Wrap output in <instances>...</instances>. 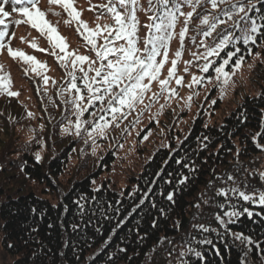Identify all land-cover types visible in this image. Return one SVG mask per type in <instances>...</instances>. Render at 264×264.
<instances>
[{
	"label": "trees",
	"instance_id": "obj_1",
	"mask_svg": "<svg viewBox=\"0 0 264 264\" xmlns=\"http://www.w3.org/2000/svg\"><path fill=\"white\" fill-rule=\"evenodd\" d=\"M91 1L97 6L108 2ZM236 2L229 0V3L220 4L216 11L206 3L197 9V14L202 12L226 19L222 16L223 11ZM140 5L144 10L137 11L138 34L143 48L144 38L148 35L145 26L152 23L149 16L158 13L147 10L148 0H140ZM260 7L257 4V8ZM183 10L190 9L184 5ZM92 11L111 18L99 7ZM249 15L258 25H264L261 19L264 13L253 11ZM183 19L180 18L176 30L179 26L184 27ZM235 19L239 20L238 17ZM233 25L234 21L218 24L216 32L205 37L202 33L207 26L201 25L194 16L188 26L185 47L188 43V49L204 50L200 41L211 45L225 30L239 36L240 32L235 31ZM77 34L83 38L79 32ZM260 39L257 34L256 44L247 46L251 55L244 51L242 42L236 44L242 49L237 55H244L243 64L257 56L249 72L250 93L243 94L240 102L213 125H205V109L198 112L178 142L170 139V131L168 147L155 149L139 169L128 170L124 186L108 175L118 163L122 141L138 124L133 122L138 115L139 121L143 119L140 109L130 119L118 118L116 123L120 126L117 128L112 123L107 99L103 111L96 101L81 118L87 123L82 125L81 134L77 136L76 111L71 103L75 93L66 91L71 79L67 71H71V65L66 71L55 58L60 75L58 78L51 76L47 65L44 74L50 79L44 85L41 76L31 71L25 74L28 66L10 58L18 65L16 69H21L19 75L30 91L25 101L16 89L15 72L12 75L2 65L3 72L11 77L12 91L20 93L18 97L0 95V245L12 257V264H176L172 261L175 251L182 254L179 264H264V206L257 200L246 202L238 192L235 195L230 191L235 184L239 190L257 196L264 191V180L254 169L264 153L256 147L257 143H264V44ZM97 43H104L103 36L97 38ZM86 45L89 48L86 52L95 59V52L87 42ZM229 50H234L232 45L219 57H214L209 73H201L205 78L202 86L214 79L215 67L222 63ZM202 62L196 61V64ZM98 66L99 61L94 67ZM231 66L232 62L225 70H230ZM87 67L86 64L85 71ZM94 75V72L89 73L90 77ZM76 76L81 94L85 96L83 105H87V90L80 79L83 73L77 70ZM186 88L189 92L190 88ZM114 92H119V88ZM152 94L147 93L149 96L139 105L157 103L158 100L150 103ZM209 94L200 99L201 103L194 100V104L204 105ZM29 112L32 117L28 116ZM93 112L95 116L91 115ZM100 117L108 120L111 126L104 137L94 133L93 144L87 132L91 131L93 123L104 122ZM178 117L166 118L163 127L167 129ZM153 126L150 123L148 127ZM64 128L69 132L65 133ZM140 129L145 130L142 126ZM257 132L260 136L254 140ZM37 155L41 157L39 161ZM177 160L181 163L177 164ZM229 174H233L235 183L233 180L226 182ZM103 175L106 176L103 178ZM181 180L185 183L181 184ZM245 180L250 187H244ZM217 188L228 191V196L216 195ZM169 193L173 194V201L167 200ZM197 204L198 208L194 206ZM99 206L107 211L103 214L97 211ZM232 211L240 215L229 218L225 214ZM200 225L211 230L205 232ZM235 233L249 238L252 243H241L235 239ZM205 238L213 244L202 243ZM190 248L193 251H189ZM195 251L201 252L202 258H197Z\"/></svg>",
	"mask_w": 264,
	"mask_h": 264
},
{
	"label": "snow or ice",
	"instance_id": "obj_2",
	"mask_svg": "<svg viewBox=\"0 0 264 264\" xmlns=\"http://www.w3.org/2000/svg\"><path fill=\"white\" fill-rule=\"evenodd\" d=\"M39 2L40 0H0V26H2L0 27V52L6 50L13 60H19L28 66L24 70L25 74L31 71L41 76L44 85H47L50 79L44 74L47 71V65L37 60L35 56L28 55L21 49L11 47L9 25L6 23V20L13 17V14H16L19 18L12 19L11 23L17 26L21 24L29 25L32 29L39 32L41 36L47 38L51 46L50 54L56 58L59 65L66 71L69 65H71V71H67V75L71 79L66 91L75 93L71 103L74 105L76 111L74 126L75 135L77 136L81 134L82 125L87 123V121L81 118L88 111L89 107L94 106L96 101H99L101 105L100 110L103 111V105L107 99L108 111L112 113V123L118 128L120 125L116 123L117 119L121 117L127 119L128 115L135 110L137 104L144 103L146 94L151 92V85L154 81L159 84L160 92L152 94L150 103L157 101L159 96L165 93H167V99L179 94L176 88H171L169 85L173 80H175L177 86L184 85V77L177 75V69L185 51V37L189 32L188 26L193 22L194 16L200 20L201 25L207 26V30L202 33L205 37H211L216 32L218 24H224L227 21H234V30L240 32L239 36H235L233 33L225 30L218 34V39L211 45H208L205 41H200V45L204 47V51L192 52V60L184 61L183 70L185 73H188L191 67H198L201 73H209V69L213 67V61L209 58L219 57L224 49L232 45L234 50H229L226 58L214 69V79L220 84L222 93L224 87L232 82L233 76L242 68L244 63V55H237L238 53H242V49L236 46V44L242 42L245 46L244 51L249 55L252 53L251 49L247 46L249 44H256L257 34L260 35V42L264 44V32H261V28L264 25H258L256 19L249 15L253 11L264 13V0H237L236 3L230 4V7L223 11L222 16L226 19H221L220 16L210 17L209 15H204L202 12L197 14V9L206 3H210L212 11H216L220 4L229 3V0H148L147 10L150 12L155 11L158 14L149 16V20L152 23L145 26L148 29V35L144 38L143 48L139 46L140 37L138 34L140 22L137 17V11L138 9L144 10L140 5V0H108L106 4L91 5V8L99 7L105 10L114 21V25L107 23L103 25L97 24L94 28L89 27L88 22L81 18L82 11L77 10L76 7L77 0H48L49 11H52V6L59 7L69 18L65 20V24L75 23L77 25L76 31L91 46V51L95 52V59H92L87 55H79L74 51L68 50L66 38L61 36L57 26L46 18L48 13L40 9ZM89 4H91V0H89ZM257 4L261 7L257 8ZM6 5L8 6L7 8ZM184 5H187L190 10L185 12L183 10ZM119 9H124V11H120ZM103 14L102 12L101 15ZM52 15L59 16L60 12L52 11ZM181 17L184 18V27L178 33L179 48L175 51L173 58L169 60L170 42L177 35L176 25ZM237 17L239 20L235 19ZM98 19L99 16L97 17ZM261 19L264 20V15H261ZM241 22H243V25ZM105 33L106 35H104ZM14 35L12 33V36ZM101 36H103L104 43L98 45L97 38ZM24 39V37H21V40ZM120 41H123V43H120ZM193 43H195V38H193ZM29 46L40 52L48 51L47 49L40 48L35 39L29 42ZM110 57H113V59H110ZM234 57L235 60L233 61ZM200 60H203L204 63L196 64V61ZM97 61H99V66L94 67ZM105 61H107L106 64L104 63ZM230 62H232V66L230 70L226 71L225 69L229 66ZM86 64L88 66L87 71L84 68ZM168 64H170V67L167 69V75L161 79L162 70ZM77 70L83 73L80 79L83 80L84 89L87 90V105H83L85 96L81 94V88L77 84ZM90 72H94L95 75L90 77ZM204 79L203 76L193 73L187 87L192 88L194 85H201ZM208 82L211 83V80ZM116 88H119V92H114ZM0 95L8 97H18L20 95L19 92L12 91L11 77L9 74L3 72L2 65H0ZM196 95H199V93H196ZM191 100L192 96L190 95L187 98L189 107L191 106ZM144 107L147 109L150 107V104L144 105ZM161 108H163V105ZM124 109L128 111H123ZM91 115L95 116L96 113L93 112ZM28 116L32 117L33 114L29 112ZM100 119L104 122L93 123L91 131L87 132L88 137L93 139V144H95L93 134L96 133L104 137L106 130L111 126L109 121L105 120L104 117H100ZM133 123H139V115ZM63 131L68 133L69 129L64 128ZM258 136H260L259 132L253 136V139L255 140ZM144 138L147 139V136ZM256 147L264 150V143H257ZM36 159L39 161L41 157L37 155ZM176 163L179 164L181 161L177 160ZM185 167H187V164H185ZM237 170L239 171V169ZM227 178L233 180L235 183V177L231 174ZM260 179L264 180V172L260 173ZM180 183L184 184L185 180H181ZM243 183L244 187H250L246 180ZM208 187H212L211 182H209ZM230 191L233 193L238 192L239 197L246 202L257 200L261 206H264V191H260L258 197L239 190L236 187L231 188ZM255 191L253 189V193ZM216 195L227 197L228 191L217 188ZM166 198L168 201H173V194L169 193ZM141 203H143V200H141ZM194 206L199 207L198 204ZM83 207L81 205V208ZM96 210L102 214L107 211L102 206H99ZM160 211H163V209ZM225 214L229 218L240 215L236 211ZM248 215L251 216L252 213L248 212ZM216 219L221 224L224 223L219 216ZM75 227L73 225V228ZM199 227L205 232L211 230L204 225H200ZM234 236L241 243L245 241L249 244L252 243L249 238L239 233H235ZM202 243L213 244V241L205 238ZM105 244H107V241H105ZM189 251H193V249L190 248ZM195 256L202 258V254L199 251H195Z\"/></svg>",
	"mask_w": 264,
	"mask_h": 264
},
{
	"label": "rangeland",
	"instance_id": "obj_3",
	"mask_svg": "<svg viewBox=\"0 0 264 264\" xmlns=\"http://www.w3.org/2000/svg\"><path fill=\"white\" fill-rule=\"evenodd\" d=\"M91 5H96V3L89 4V0H77L76 3L77 10L82 11L81 18L88 22L89 27L94 28L97 24L103 25L106 23L113 25V20L110 17L100 16L98 12L92 11L94 8H91ZM39 7L42 11L48 13L46 18L56 25L59 34L66 38L69 51H74L79 55H87L92 58L90 53L86 52V50H89L86 42L77 34V25L75 23L65 24V20L69 18L62 9L52 6V11L60 12L59 16L52 15V11H49L50 6L48 4V0H40ZM90 8L91 10H89ZM94 12H96V14ZM97 14L99 16L98 20V16H96ZM14 18L19 17L16 16V14H13V17H10L8 20H6V23L9 25V39H11V47L21 49L26 54L32 53L40 61H42V63H45L49 66V73L51 76L58 78L60 75V70L58 69V65L54 62L55 57L50 54L51 46L49 45L47 38L45 36H41L39 32H37L35 29H32L29 25L21 24L17 26L11 23V20ZM179 28L181 27L179 26L177 28V35L170 42L169 60L173 58L175 51L179 48ZM12 33L15 35L12 36ZM143 33L144 32H142L141 35H144ZM21 37H24L25 39L21 40ZM33 39L36 40L40 48L47 49L48 51L40 52L32 49L29 46V42ZM121 43H123V41ZM139 46L141 47L140 44ZM187 47H189L188 43H186L184 54L177 69V75L184 77V85L176 86L175 80H173L169 85L171 88H176L179 94L170 99L166 98L167 93L160 95L158 102L151 104L147 109H145L144 105L137 104L135 110L132 111L127 117V119L132 118L131 115L134 116V113L137 109L142 111L141 117L143 119L139 121L137 126L130 129L132 131L130 132L129 136L124 142L122 141V144L119 147L120 156H118V163L116 164V167L112 169L110 175H108L112 180L118 182L121 186H124V178L126 177V174H128V170L135 171L139 169L141 163L144 162V160L148 158L155 149L159 147H168L170 139L174 142H178L179 139L185 135L189 126L195 120L196 114H198V112L205 109V125H213L214 123L220 121L221 118H223L226 114H228L235 107V103L240 102V98L243 96V94L250 93L251 91L252 87L249 84V72L251 70L252 64H254V61L257 60V56H255L254 59L252 58L250 63H245L242 65V68L235 74V76H233L232 82L228 86L224 87L223 93L220 90V84L215 79L211 80V83L204 84V86H202L204 83L203 82L196 89L194 88V85L192 88H190L189 93L186 87L191 81L192 74L194 73L198 76H201V72L199 71L198 67H191L189 72L185 73L183 70L184 61L192 60V52H203L204 50H196L195 48L188 49ZM10 58L11 57L7 54L6 50L0 52V64L4 65L12 75L13 72H15L16 89L20 90L22 100H28L30 91L27 87L26 81L19 75L21 69L18 71V69H16L18 65L14 64ZM209 59L213 61L214 57H210ZM202 63H204V61ZM168 67H170V64L165 65V68L162 70L161 79L166 77ZM159 92V84L154 81L151 85V92H149V94ZM208 92L210 93L209 98L206 99L204 105L194 104V100H198L199 103H201L200 99H205L206 96H208ZM196 93H199V95H196ZM190 95L193 97L191 100V106L189 107L187 98ZM213 101H215V103H213ZM162 105L163 108H161ZM177 115H179L178 120L173 119L175 123L171 122L167 129L163 127V123L166 121V118H172V116ZM150 123L154 124L152 128L148 127ZM140 126L145 129V132L141 131L142 129H140ZM170 131L172 138L168 136ZM145 136H147V139L144 138ZM254 169L256 170V173H258L259 177L260 173L264 172V153L260 155L257 166ZM231 175L233 176V174ZM105 176L106 175H103V178ZM228 181L231 180L226 179V182ZM234 186L238 188L236 184ZM255 196H257V194ZM206 202L207 201H205V203ZM224 219L226 220L225 216ZM181 251L184 253L183 248H181ZM180 255L182 254L179 251H175L172 261L176 262V264H179L178 260ZM12 263V257L5 253L0 245V264ZM168 264H171V262Z\"/></svg>",
	"mask_w": 264,
	"mask_h": 264
}]
</instances>
